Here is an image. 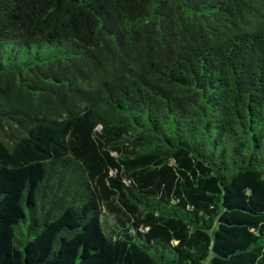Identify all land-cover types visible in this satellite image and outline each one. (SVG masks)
I'll return each instance as SVG.
<instances>
[{
  "label": "trees",
  "instance_id": "1",
  "mask_svg": "<svg viewBox=\"0 0 264 264\" xmlns=\"http://www.w3.org/2000/svg\"><path fill=\"white\" fill-rule=\"evenodd\" d=\"M0 264H264V0H0Z\"/></svg>",
  "mask_w": 264,
  "mask_h": 264
}]
</instances>
